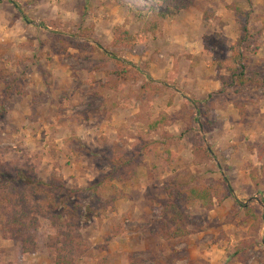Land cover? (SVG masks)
Instances as JSON below:
<instances>
[{
    "label": "rangeland",
    "instance_id": "1",
    "mask_svg": "<svg viewBox=\"0 0 264 264\" xmlns=\"http://www.w3.org/2000/svg\"><path fill=\"white\" fill-rule=\"evenodd\" d=\"M238 3L0 0V77L7 80L0 79V165L33 171L43 180L55 174L69 187L85 188L105 172V157L124 154L140 163L137 179L122 187L125 196L113 200L105 193L100 203L84 199L96 213L73 227L49 211L43 196L32 199L27 192L19 201L16 188L1 187L0 220L19 212L30 240L18 253L12 234L0 231V264H56L60 254L73 264H107L108 258L111 264H211V257H219L218 264H264V205L256 200L264 201V160L253 156L248 162L237 149L204 154L199 148L214 144L199 132V123L211 130L214 125L206 121L219 114L222 102L212 98L189 107L178 93L194 52L202 51L204 60L212 59V47L223 57L231 49L250 52L258 45L262 33L253 19L264 10L253 9L250 0L240 2L247 10ZM238 9L248 20L236 16ZM230 12L240 21L237 29L226 24L233 19ZM230 34L240 36L237 48L230 47ZM146 144H154V151L144 153ZM165 147L177 155L171 162L162 157ZM176 175L219 191L227 178L233 189L210 210L183 202L193 220L183 239L156 230L168 201L164 184ZM62 230L73 235L72 246ZM192 234L201 237L199 244L186 242ZM196 245L207 249L197 258L190 249Z\"/></svg>",
    "mask_w": 264,
    "mask_h": 264
},
{
    "label": "trees",
    "instance_id": "2",
    "mask_svg": "<svg viewBox=\"0 0 264 264\" xmlns=\"http://www.w3.org/2000/svg\"><path fill=\"white\" fill-rule=\"evenodd\" d=\"M14 3V2H13ZM16 5V3H14ZM21 10L20 5H16ZM133 9V8H132ZM139 17L143 18L147 16V12L135 11ZM239 17L247 19L249 14L243 10H237ZM157 23L154 24V29L157 28ZM242 30L248 34V28L245 26ZM247 38V37H246ZM246 38L244 40H246ZM233 51V49H231ZM217 52L212 47L209 54L212 59L217 62L218 69L226 70V74L220 75V80L224 86L233 87L235 92H241L243 88L248 86H264V76H261L259 72H254L251 75L247 73V68L243 62V55L241 53L233 52L229 57L228 52L221 57L217 56ZM127 72L123 71L120 74L124 75ZM1 81L5 84L7 80L5 76L0 77ZM12 85L7 86V92H12ZM159 89H155L154 92H158ZM240 114L243 116L245 110L240 109ZM154 125L152 126V128ZM155 128V127H154ZM78 139H73L74 142H78ZM153 146L146 144L144 146V153H150L154 148ZM166 145V144H164ZM163 146V145H162ZM75 147V144L72 145ZM79 148L83 146L78 143ZM155 149V148H154ZM199 150L203 151L204 154L210 155L208 147L202 146ZM163 159L166 162H171L177 155L165 147ZM264 154V146L261 149ZM104 165L102 173L98 178L90 182L85 188L80 187H69L64 180L59 177L52 175L50 178L43 180L33 171H28L20 168H12L10 163L0 165V188L17 189V200H26L27 192L32 196V199L38 198L40 195L48 202V208L50 212H53L55 216L60 218V222L67 227H73L78 223L79 219L89 221L96 211L91 204H84V199H94L99 201L102 199L105 193L113 195V200H118L125 196L122 187L127 186L129 183L137 179L138 176V165L135 163L133 157L126 156L124 154L110 155L104 158ZM225 191H219L213 186L198 183H193V178L189 177L186 179L181 175H176L171 181H167L164 184L168 201L162 206L159 213H161V220L156 223V230L162 237L167 238H180L186 237L191 233L190 226L193 220L188 215L183 202L186 203H197L201 204L206 209H212L215 206V199H218L222 203L228 195L233 194V189L227 178H224ZM15 196V198H16ZM23 205V211L27 212L28 207L24 206V201L21 202ZM256 216V215H253ZM258 218V217H257ZM59 224V221H56ZM66 222V223H65ZM0 231L7 234L11 233L15 244L18 248V253H22L25 244L30 240V230L25 222V219L19 212L13 213V216L8 221L0 220ZM64 236L69 239L72 246L74 237L71 233H65L64 230L61 232ZM20 244H23V248L20 249ZM67 246V245H66ZM73 248V247H71ZM107 264H111V260L106 259ZM56 264H73L67 257L59 255Z\"/></svg>",
    "mask_w": 264,
    "mask_h": 264
},
{
    "label": "crops",
    "instance_id": "3",
    "mask_svg": "<svg viewBox=\"0 0 264 264\" xmlns=\"http://www.w3.org/2000/svg\"><path fill=\"white\" fill-rule=\"evenodd\" d=\"M238 1L239 5L237 7H240L241 5L244 10H247V4H241V0ZM250 2L251 4L249 5H253V9H255L256 7L257 9H260V11L264 10V0H250ZM230 13L227 14L230 15L233 19L228 21L226 24L230 23V27L232 28L234 27V25H236L237 29L239 25L238 23L240 21L236 19L235 14ZM258 16L261 17L260 20L257 19ZM255 17L256 19H253V24H256L258 26L254 28L258 29L260 34L262 33V35H258L256 37V42L258 45H256L255 49L250 52H245L243 49L241 50L242 52L240 51V53L243 55V62L246 65L247 73L249 75H251L249 71L255 72L256 70H259L260 74L264 73V14L256 15ZM226 27L229 26L226 25ZM249 30L250 27L248 28V31ZM233 34H230V39H228V43L230 44V47L231 45L232 47L234 45V47L236 46L237 48V46L240 45L239 42L241 40H238L240 36L237 35L238 37H234L235 35ZM245 38L246 36L244 37V39ZM247 38L246 40L243 39V42H247ZM235 43L237 45H235ZM233 52H235V48L233 51H230L228 53V56L233 54ZM202 59V51L194 52V59L190 58L191 63H189V66L186 69L187 73L185 75V78H183L182 80L184 83H186L184 85L185 87H183L182 90L178 91V93L184 96V103L186 102L185 105L187 104L189 107H197L203 104H210V100L212 98H215V100H219L222 102L220 110L216 109L219 114L214 116V119L210 118L206 121L208 124L211 123L212 125H214L213 127H211V130L206 132L203 121H200L198 127L199 132L202 133V136H205V139H210L211 142L214 144V146L208 145L210 153H212L211 151H213V153L216 154V151L221 149L222 152H229L230 154H233L232 152L234 151V149H237L235 150V152L239 155H245L244 157L248 158V162L249 160H251L249 159V157L253 156H256L257 159L260 161L264 160V154L261 151L262 147L264 146V86L252 85L243 88L241 92H235L234 90L232 91L233 88H230L229 86H224L222 81L220 80V76L217 77L219 71L217 69V63L212 59ZM203 63H205L207 67L205 71L202 70V68L204 67L202 66ZM226 73V70H221L220 74ZM191 81L194 82L192 85L190 84ZM254 87H261L259 89L260 91L254 92L256 90V88L253 89ZM241 108L245 110V114L243 116H241L240 114ZM185 122L183 121V123ZM161 123H163L162 119L156 121V123L154 124L156 127L157 125L159 127ZM246 144H248V146L250 147H247ZM228 146H231L232 149L227 150ZM238 147H244L246 150L242 149V151H239ZM239 157L240 156H238L237 158L239 159ZM246 176L248 178L250 177V175ZM179 239H183V237H180ZM200 239L201 237L198 234H192L186 239V242H189L190 244H192L193 242L199 244ZM124 245H126V251L130 250L129 244ZM190 249L191 252H193L195 258L201 256L202 252L207 251V249L204 248V250L203 247H201L200 245H196V247L192 246ZM194 252L200 253H198V255H195ZM207 254V261H209V253L207 252ZM211 259V264H218L219 257H211Z\"/></svg>",
    "mask_w": 264,
    "mask_h": 264
},
{
    "label": "water",
    "instance_id": "4",
    "mask_svg": "<svg viewBox=\"0 0 264 264\" xmlns=\"http://www.w3.org/2000/svg\"><path fill=\"white\" fill-rule=\"evenodd\" d=\"M256 200L261 204V205H264V201L260 200V199H257Z\"/></svg>",
    "mask_w": 264,
    "mask_h": 264
}]
</instances>
